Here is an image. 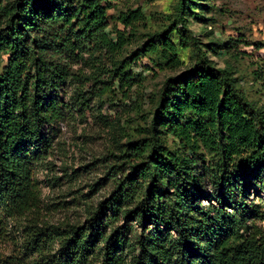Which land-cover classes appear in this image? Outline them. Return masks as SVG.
<instances>
[{"label": "trees", "instance_id": "obj_1", "mask_svg": "<svg viewBox=\"0 0 264 264\" xmlns=\"http://www.w3.org/2000/svg\"><path fill=\"white\" fill-rule=\"evenodd\" d=\"M112 1L0 0V234L6 219L39 206L33 166L53 146L48 129L65 105L58 91L81 82L74 67L85 54L98 58L105 93L129 91L137 82L129 67L149 53L170 68L182 64L171 35L188 29L192 0H179L173 22L149 32L129 61L121 51L146 16L121 12L109 30ZM238 42L264 47L210 41L164 80L148 134L128 143L138 162L116 177L86 227L56 233L53 253V233L32 221L24 251L0 264H264V204L251 198L254 186L264 193V105L246 96L230 62L218 67L208 57L218 49L245 54ZM79 82L72 106L85 112L90 97Z\"/></svg>", "mask_w": 264, "mask_h": 264}, {"label": "rangeland", "instance_id": "obj_2", "mask_svg": "<svg viewBox=\"0 0 264 264\" xmlns=\"http://www.w3.org/2000/svg\"><path fill=\"white\" fill-rule=\"evenodd\" d=\"M7 1L13 0H4ZM178 1L113 0L108 10L109 30L121 12L141 8L146 16L135 36H131L121 51L120 58L127 60L147 41L149 32L161 30L172 23ZM190 2L192 12L188 13V29L178 25L171 35L182 61L179 67L170 68L160 53H149L129 67L137 80L129 91L121 92L114 88L106 93L96 78L98 74L94 61L98 58H91L87 53L74 67L76 72L81 73L77 76L81 82H76L81 83L80 88L83 86L89 94V107L81 112L72 106L76 82H67L59 89L58 96L65 105L60 121L48 129L53 137V146L33 166V178L40 196L39 206L24 217L5 220L0 234V258L9 260L8 256L24 251L27 241L24 230L32 221L53 233V253L60 246L61 237L56 233H64L74 226H87L92 211L113 190L116 177L127 173L130 165L138 162L131 156L128 143L148 134L164 80L191 66L197 59L198 47L206 49L210 41L222 43L230 38H244L248 42L264 45V0ZM103 4L106 5L107 1ZM238 45L239 51L245 54L238 51L230 54L218 49L215 53L209 51L208 57L218 67L230 62L236 68L234 76L238 77V84L246 96L258 105H264V68L259 69L264 63V47L256 49L252 44L241 42ZM255 72L258 74L255 75ZM170 141L169 146L172 147ZM251 198L264 204V193L258 191L257 186L251 189ZM258 224L264 226V222L259 221ZM125 257L129 260L130 254ZM92 264L99 262L94 259Z\"/></svg>", "mask_w": 264, "mask_h": 264}]
</instances>
